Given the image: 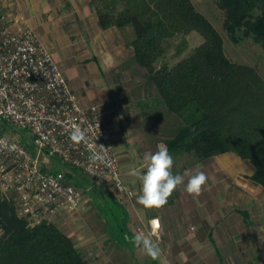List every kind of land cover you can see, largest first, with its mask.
Returning a JSON list of instances; mask_svg holds the SVG:
<instances>
[{"label": "rangeland", "instance_id": "374dc122", "mask_svg": "<svg viewBox=\"0 0 264 264\" xmlns=\"http://www.w3.org/2000/svg\"><path fill=\"white\" fill-rule=\"evenodd\" d=\"M10 2L8 11L0 0L8 21L11 14L21 12L15 0ZM191 2L221 35L226 57L252 67L264 80V47L251 36H244L243 28L236 29L235 40L230 36L219 0ZM47 3L48 7L53 6V17H45L48 12L40 6L36 25L24 21L19 24L32 28L48 47L83 104L99 106L105 119L106 115L120 110L121 105L117 117L124 144L111 142L120 168L123 161L130 166L141 164L139 170H142L144 153L154 152L158 143H165L180 119L162 105L157 106L159 97L146 69L133 59L129 44L134 37L132 27L101 28L94 23L91 16L97 18L95 8L101 5L100 0L72 3L47 0ZM56 5L61 10L56 11ZM80 7L86 11L82 12ZM201 40L195 31L165 37L154 66L158 68L163 63L172 66ZM18 133L25 135L23 131ZM132 154L135 161L127 160V155ZM171 156L174 174L196 169L206 173L208 180L199 196L188 194L180 186L163 208L148 209L135 196L122 202L123 197L110 195L96 185L99 183L90 181V187L83 191L84 203L79 211L56 216L48 222L71 239L87 264H264V188L251 178L254 171L251 162L233 152L204 159L188 153ZM40 160L45 169L71 173L74 181L83 187L82 173L45 152ZM124 180L139 195L141 182L132 186L125 177ZM139 233L151 234L158 243L159 259L152 260L135 247L133 239Z\"/></svg>", "mask_w": 264, "mask_h": 264}, {"label": "trees", "instance_id": "16d2710c", "mask_svg": "<svg viewBox=\"0 0 264 264\" xmlns=\"http://www.w3.org/2000/svg\"><path fill=\"white\" fill-rule=\"evenodd\" d=\"M100 1L95 8L98 25L132 27L133 59L146 69L159 97L156 105L180 119L165 142L169 153L204 159L233 152L251 162V178L264 188L262 77L252 67L226 57L221 35L191 0ZM219 2L232 38L236 39V29L243 28L244 36L264 47V0ZM254 9L259 12L254 14ZM190 31L197 32L201 42L172 66L163 63L156 68L162 40ZM0 224V264H87L57 226L45 220L30 226L17 216L12 199H0Z\"/></svg>", "mask_w": 264, "mask_h": 264}, {"label": "built area", "instance_id": "2783aa9c", "mask_svg": "<svg viewBox=\"0 0 264 264\" xmlns=\"http://www.w3.org/2000/svg\"><path fill=\"white\" fill-rule=\"evenodd\" d=\"M74 131L84 132L85 140L74 141ZM99 146L107 151L93 162ZM44 152L133 198L102 110L80 101L48 47L29 26H12L0 3V199H12L16 215L30 226L77 212L84 203V188L67 171L41 165Z\"/></svg>", "mask_w": 264, "mask_h": 264}, {"label": "clouds", "instance_id": "9594fccd", "mask_svg": "<svg viewBox=\"0 0 264 264\" xmlns=\"http://www.w3.org/2000/svg\"><path fill=\"white\" fill-rule=\"evenodd\" d=\"M72 139L79 143L85 140V134L82 131H74ZM100 152H93L90 159L95 162L103 159V154L107 149L99 146ZM174 165L173 157L169 153L167 145L163 142L156 145V151L146 152L143 155L142 170L133 169L131 174L136 176L141 182L139 195L129 192V197L135 196L138 203L144 208H163L169 197L180 186L193 196H199L206 185L208 177L202 170H186L183 174H174L172 169ZM187 178V182L185 180ZM133 243L142 254L152 260H157L161 256V249L151 234L139 233L134 236Z\"/></svg>", "mask_w": 264, "mask_h": 264}, {"label": "crops", "instance_id": "0c3cea01", "mask_svg": "<svg viewBox=\"0 0 264 264\" xmlns=\"http://www.w3.org/2000/svg\"><path fill=\"white\" fill-rule=\"evenodd\" d=\"M55 1H56V3H58L59 0H55ZM67 1L72 3V1H74V0H67ZM3 2L5 3L8 11H10V5H11L10 0H3ZM85 2H86V0H85ZM15 3L17 5V9H19L21 12L17 13L16 15L11 14V12H10L11 16L9 18V23L12 26L19 25V23L21 21H24L26 23L28 22L30 24L33 23V25H36L34 22H35V19L37 18L38 11H41L39 8L40 6L41 7L43 6L44 9H46V11L48 12L45 15V17H48V18L50 16L53 17V14H54V10L52 9L53 6L48 7L47 0H15ZM39 3H40V5H39ZM61 5L64 6V3H61ZM55 9H56V11L61 10L59 5H56ZM85 9H86L85 7H82L81 11L85 12L86 11ZM87 9L90 10L89 7ZM81 17H83V14H81ZM91 18H93L94 23H98L97 18L92 17V16H91ZM120 106L121 105L119 104L120 110H115V114L106 115V119H105V122H106V125L108 128V132L110 134L111 141H113L115 145H119V143L124 144V142H123L124 139H123V135H122V131H121V125L119 124L120 123L119 118L117 117V116H119V114H121V107ZM127 157H128L127 160H131V161H135V159H136L134 154H132V156L127 155ZM140 168H141V164L135 165V163H134L132 166H130L128 164L123 163V161H122L121 170H122L123 176L125 177L126 181L128 183H130L132 186L133 185L137 186L139 184L140 180L136 176H133L131 174V172L133 169L139 170ZM81 177L83 179V181H81V183L83 184L82 188L88 189L90 187V185H89L90 180L83 174ZM96 185H98L100 188L105 189L110 195L112 194L114 196L122 198L120 195H117V194L111 192L110 189L108 188V186L103 185V184H96ZM124 200L125 199L123 198V200H121V201L123 202ZM126 213H127V211H126ZM240 221H241V223H243L242 219H240Z\"/></svg>", "mask_w": 264, "mask_h": 264}]
</instances>
